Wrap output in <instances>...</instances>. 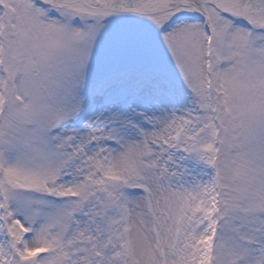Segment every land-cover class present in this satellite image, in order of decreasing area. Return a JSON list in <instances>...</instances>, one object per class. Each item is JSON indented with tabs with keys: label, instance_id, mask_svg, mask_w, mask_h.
<instances>
[{
	"label": "snow or ice",
	"instance_id": "1",
	"mask_svg": "<svg viewBox=\"0 0 264 264\" xmlns=\"http://www.w3.org/2000/svg\"><path fill=\"white\" fill-rule=\"evenodd\" d=\"M0 264H264V0H0Z\"/></svg>",
	"mask_w": 264,
	"mask_h": 264
}]
</instances>
